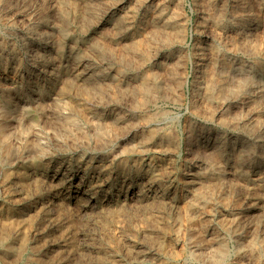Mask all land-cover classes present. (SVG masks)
<instances>
[{"label": "rangeland", "instance_id": "374dc122", "mask_svg": "<svg viewBox=\"0 0 264 264\" xmlns=\"http://www.w3.org/2000/svg\"><path fill=\"white\" fill-rule=\"evenodd\" d=\"M114 1L0 0V264H264V70L255 106L215 86L264 69V0Z\"/></svg>", "mask_w": 264, "mask_h": 264}, {"label": "bare ground", "instance_id": "6f19581e", "mask_svg": "<svg viewBox=\"0 0 264 264\" xmlns=\"http://www.w3.org/2000/svg\"><path fill=\"white\" fill-rule=\"evenodd\" d=\"M116 1V0H115ZM114 1V2H115ZM217 1H219V0H217ZM223 1V0H222ZM238 1V0H237ZM107 3H109V2H107ZM120 3V2H119ZM209 3H210V1H209ZM111 4V3H110ZM142 4V3H141ZM116 5H117V3H116ZM115 5V6H116ZM216 5V4H215ZM223 5V4H222ZM228 5V4H227ZM244 5V4H243ZM117 7V6H116ZM222 7V6H221ZM225 7V6H224ZM247 7V6H246ZM88 8V7H87ZM86 8V9H87ZM217 8V7H216ZM117 9V8H116ZM121 9H123V8H121ZM124 9H126V6H125V8ZM231 9V8H230ZM89 11V10H88ZM112 11V10H111ZM218 11H219V9H218ZM264 11V10H263ZM116 12H118V11H116ZM131 12V11H130ZM129 12V13H130ZM220 12H222L221 14H225L224 13V11H220ZM219 12V13H220ZM246 14L248 13V12H245ZM98 14V13H97ZM230 14V13H229ZM244 14V13H243ZM248 14H250V13H248ZM109 15V14H108ZM130 15V14H129ZM230 15H232V17H233V22H234V24H238L239 25V27L240 28H242V30H245V29H253V30H255L254 28H255V24L257 23H255V21H254V19L253 18H251V17H239V11L238 10H235V11H233V13L232 14H230ZM112 16V15H111ZM123 16H124V14H123ZM226 17V16H225ZM115 18H117L116 16H115ZM118 19V18H117ZM169 19V18H168ZM228 20V19H227ZM113 21V20H112ZM122 21H123V19H122ZM168 21V20H167ZM218 21V20H217ZM224 21V20H223ZM223 21H220V23L223 25L224 24V22ZM162 22V21H161ZM130 23V22H129ZM219 23V22H218ZM255 23V24H254ZM123 24V23H122ZM127 24V23H126ZM161 24V23H160ZM165 24L166 25H158V26H156L155 28H153V30H152V34L154 33V34H156L157 36H161V37H168V35H170L169 34V31H171V30H175V28H174V26H173V23H172V21H169L168 23H166L165 22ZM233 24V23H232ZM119 27V26H118ZM123 27V26H122ZM127 27H130V26H127ZM125 28V27H124ZM228 28V27H227ZM257 28H258V26H257ZM218 29V28H217ZM246 30V31H247ZM252 30V31H253ZM220 32V31H219ZM230 32V31H229ZM257 32V31H256ZM151 33V32H150ZM218 34V33H217ZM225 35V34H224ZM231 35V34H230ZM216 36V35H215ZM234 36V35H233ZM235 36H237V35H235ZM243 36H244V34H243ZM246 36V35H245ZM250 36V35H249ZM254 36V35H253ZM148 37H151V36H148ZM242 37V36H241ZM155 38V37H154ZM157 38V37H156ZM220 38V37H219ZM230 38V37H229ZM144 39V38H143ZM150 40H152V39H150ZM166 40V39H165ZM234 40H235V38H234ZM239 40V39H238ZM149 41V40H148ZM217 41V40H216ZM231 41V40H230ZM241 42H237V41H235V42H233V44H232V46H233V48L239 53V52H241V53H245V54H247L248 56L250 55V56H256L257 55V49H256V47H255V45L253 44V42L251 41V39H250V37H243L242 38V40H240ZM151 42V41H150ZM218 42V41H217ZM134 43V42H133ZM231 43V42H230ZM234 43H235V45H234ZM257 43V42H256ZM135 44V43H134ZM224 44V43H223ZM258 44V43H257ZM140 46V45H139ZM141 47V46H140ZM139 47V48H140ZM134 48V47H133ZM224 48V47H223ZM4 49V48H3ZM215 49V48H214ZM258 49H260V48H258ZM213 50V49H212ZM223 50V49H222ZM226 51V50H225ZM148 52V51H147ZM212 53V52H211ZM236 54V53H235ZM244 54V55H245ZM2 55V54H1ZM212 56V55H211ZM259 56H261V55H259ZM56 57V56H55ZM225 57V56H224ZM262 57V56H261ZM217 58V57H216ZM219 59V58H218ZM229 59V58H228ZM249 59H251V58H249ZM133 60V59H132ZM257 60V59H256ZM220 61H221V59H220ZM219 61V62H220ZM228 61V60H227ZM239 61H241V60H239ZM212 62V61H211ZM222 62V61H221ZM252 62H253V60H252ZM1 63V62H0ZM155 63V62H154ZM158 63V62H157ZM217 63V62H216ZM254 63V62H253ZM133 64V63H132ZM160 64V63H159ZM218 65V64H217ZM235 65H237L236 63H235ZM248 65V64H247ZM251 65H252V63H251ZM254 65V67H248V66H245L244 65V63H241V64H239L238 65V67L237 68H232V70H233V74H231V76H229V77H225V79H223V81H221V82H219L217 85H216V83H215V86H217V89L218 90H220L219 92H221V94H222V96H223V98H224V100H226L225 98L226 97H230L229 99H230V101H232V100H236V101H240V99H243V100H241V101H243V104L244 105H246V106H250V105H253V106H255V104H256V101H257V96H254V94H255V80H256V75H254L255 73H257V72H261L262 71V73H263V67H261L260 66V64L258 65L257 63H255V64H253ZM221 66V65H220ZM228 66V65H227ZM129 67V66H128ZM224 67V66H223ZM229 67V66H228ZM216 68V67H215ZM160 69V68H159ZM218 69V68H217ZM222 69V68H221ZM159 71V70H158ZM219 71V70H218ZM229 71V70H228ZM156 72V71H155ZM221 72V71H220ZM159 73V72H158ZM172 73V72H171ZM231 73V72H230ZM219 74V73H218ZM228 74V73H227ZM259 74V73H258ZM117 75V74H116ZM230 75V74H229ZM152 76H153V74H152ZM154 76H156L155 74H154ZM260 76V75H259ZM263 76V75H262ZM262 76H260V77H262ZM132 77V76H131ZM134 77H136V76H134ZM150 77H151V75H150ZM219 77V76H218ZM152 78V77H151ZM216 78V77H215ZM115 79V78H114ZM143 79V78H142ZM210 79H211V76H210ZM148 80H151V79H148ZM142 81H144V80H142ZM149 82V81H148ZM207 83V82H206ZM211 83V82H210ZM150 84V83H149ZM211 84H213V83H211ZM259 84V83H258ZM257 85V84H256ZM128 86H129V84H128ZM133 86V85H132ZM142 86V85H141ZM196 86V85H195ZM122 87V86H121ZM143 87L146 89V88H148L149 86L147 85V84H144L143 85ZM142 87V88H143ZM113 88V87H112ZM128 88V87H127ZM138 88V87H137ZM143 88V89H144ZM109 89V88H108ZM108 89H107V87H106V90L108 91ZM122 89V88H121ZM141 89V88H140ZM210 89H211V87H210ZM120 90V89H119ZM133 90V89H132ZM204 90V89H203ZM88 91V90H87ZM104 91V90H103ZM102 91V92H103ZM111 91V90H110ZM110 91L109 92H106V93H109L110 94ZM118 91V90H117ZM135 91H136V89H135ZM137 91H138V89H137ZM148 91V90H147ZM195 91V90H194ZM205 91H207V90H205ZM213 91V90H212ZM92 92V91H91ZM127 92H129V91H127ZM141 92V91H140ZM151 92V91H150ZM262 92V91H261ZM112 93V92H111ZM146 93V92H145ZM144 93V94H145ZM213 93V92H212ZM258 93H260V92H258ZM87 94V93H86ZM125 94V93H124ZM133 94V93H132ZM153 94V93H152ZM201 94V93H200ZM202 94H204V92L202 93ZM211 94V93H210ZM262 94V93H261ZM89 95V94H88ZM104 95V94H103ZM106 95V94H105ZM114 95H115V93H114ZM128 95V94H127ZM257 95V94H256ZM204 96V95H203ZM215 96V95H214ZM218 96H220V95H218ZM264 96V95H263ZM101 97H102V95H101ZM106 97V96H105ZM136 97V96H135ZM150 97V96H149ZM199 97V96H198ZM206 97V96H205ZM148 98V97H147ZM197 98V97H196ZM204 98V97H203ZM213 98V97H212ZM219 98V97H218ZM257 98V99H256ZM263 98V97H262ZM104 99V98H103ZM197 99H199V98H197ZM215 99H217V98H215ZM220 99V98H219ZM232 99V100H231ZM204 100H206V99H204ZM223 100V101H224ZM259 100V99H258ZM148 101H150V100H148ZM195 101V100H194ZM222 101V102H223ZM218 102V101H217ZM234 102V101H233ZM197 103V102H196ZM214 103V102H213ZM264 102H262V104H263ZM203 104V103H202ZM217 104V103H216ZM227 103L225 102V103H223L222 104V106H221V109H220V113H221V115H222V117H221V121L223 122V123H225V125L226 126H228V127H230V128H234V127H236V129L237 128H239V126L237 127V125L239 124L238 122H234V121H229V120H226V119H224L223 118V116L225 115V110H226V108L228 107V106H226L225 107V105H226ZM261 104V103H260ZM138 105V104H137ZM231 105V104H230ZM238 105V104H237ZM257 105V104H256ZM217 106V105H216ZM134 107H136V106H134ZM192 107V106H191ZM220 107V106H219ZM240 107H241V105H240ZM239 107V108H240ZM243 107V106H242ZM241 107V108H242ZM262 107H263V105H262ZM82 108V107H81ZM205 108V107H204ZM207 108V107H206ZM251 108V107H250ZM195 109V108H194ZM197 109H198V107H197ZM258 109V108H257ZM218 110V109H217ZM238 110V109H237ZM246 110V109H245ZM248 110H250V109H248ZM199 111V110H198ZM233 111V110H232ZM231 111V112H232ZM247 111V110H246ZM137 112V111H136ZM135 112V113H136ZM217 112V111H216ZM216 112H215V114L214 115H216ZM235 112V111H234ZM238 113H239V111H237ZM236 112V113H237ZM198 113V112H197ZM196 113V114H197ZM247 113V112H246ZM255 113H257V112H255ZM262 113V112H261ZM235 114V113H234ZM233 114V115H234ZM259 114V113H258ZM199 115V114H198ZM232 115V114H231ZM237 115H239L240 116V114H237ZM247 115V114H246ZM249 115V114H248ZM252 115V114H251ZM261 115V114H260ZM216 116H218V115H216ZM228 116H230V115H228ZM212 117V116H211ZM226 117V116H225ZM233 117V116H232ZM231 117V118H232ZM242 117V116H241ZM235 118V117H234ZM234 118H232V120L234 119ZM237 118V117H236ZM239 119V118H238ZM237 119V120H238ZM250 119V118H249ZM263 119V118H262ZM261 119V120H262ZM252 120H253V117H252ZM219 121V120H218ZM241 121V120H240ZM263 121V120H262ZM244 123H243V128L244 129H246L247 131H249L250 133L252 132V134L254 133L255 134V128L257 127V128H260L261 129V127H262V129L264 130V124H263V122L261 123V121L258 119V120H253L251 123H249V121L248 122H245V121H243ZM220 123V122H219ZM238 123V124H237ZM149 125V124H148ZM224 125V124H223ZM224 125V126H225ZM130 126V125H129ZM115 127V126H114ZM227 127V128H228ZM147 128V127H146ZM241 128V127H240ZM117 129V128H116ZM153 129V128H152ZM155 129V128H154ZM158 129V128H157ZM261 129V130H262ZM150 130V129H149ZM148 130V131H149ZM228 130V129H227ZM160 131V130H159ZM237 131V130H236ZM243 131V130H242ZM245 131V130H244ZM246 131V132H247ZM161 132V131H160ZM259 132V131H258ZM262 132V131H261ZM248 133V132H247ZM147 134V133H146ZM145 134V135H146ZM159 134V133H158ZM148 135V134H147ZM262 135V134H261ZM159 136V135H158ZM260 136V135H259ZM258 139V138H257ZM262 139V138H261ZM146 140V139H145ZM255 140H256V138H255ZM254 140V141H255ZM157 141V140H156ZM258 142V141H257ZM261 143V142H260ZM150 144V143H149ZM145 145V144H144ZM258 146H260L259 145V143L257 144ZM155 146H157V145H155ZM261 147H262V150L264 151V145L262 146L261 145ZM166 148V147H165ZM260 153V152H259ZM264 154V153H263ZM261 156H263L262 154H261ZM246 162V161H245ZM33 164V163H32ZM252 186V185H251ZM248 187V186H247ZM252 188H254V187H252ZM249 190V189H248ZM197 201V200H196ZM202 201V200H201ZM198 202V201H197ZM199 205H200V203H192V206L189 208V210L188 211H190L192 214H197L196 212V210H198L199 209ZM202 205V204H201ZM227 209H229L230 207H226ZM222 209V208H221ZM234 211V210H233ZM204 212V211H203ZM228 212V211H227ZM232 212V211H231ZM191 213H189L190 215H191ZM199 214V213H198ZM193 216V215H192ZM198 216V215H197ZM239 218V217H238ZM197 220V219H196ZM204 220V219H203ZM207 221L208 220H205V222L203 223V225L204 224H206L207 223ZM230 221V220H229ZM236 221V220H235ZM206 226V225H205ZM198 227V226H197ZM205 228V227H204ZM241 230V229H240ZM238 233H240V232H238ZM216 240V239H215ZM218 245H219V249L216 251V253L213 255V264H225L226 263V253H225V245L223 244V242H218ZM248 249H249V247H248ZM250 249L251 250H253V252H254V254H259V253H261L262 251H264V244H257L256 242H251L250 243ZM251 252V251H250ZM262 256V255H261ZM202 257V256H201ZM253 257V256H252ZM264 257V256H263ZM228 258V257H227ZM236 260V259H235ZM241 260V259H240ZM239 260V261H240ZM244 260V259H243ZM257 260V259H256ZM256 262V261H255ZM258 262H260V261H258ZM262 262V261H261ZM231 263V262H230ZM241 263H243V262H241ZM240 263V264H241Z\"/></svg>", "mask_w": 264, "mask_h": 264}]
</instances>
